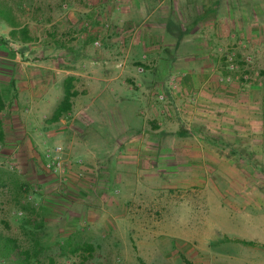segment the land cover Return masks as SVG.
Listing matches in <instances>:
<instances>
[{
	"label": "rangeland",
	"instance_id": "1",
	"mask_svg": "<svg viewBox=\"0 0 264 264\" xmlns=\"http://www.w3.org/2000/svg\"><path fill=\"white\" fill-rule=\"evenodd\" d=\"M16 2L0 0V264H21V252H33L36 244L40 252L28 264H264V164L250 161L251 144L231 138L228 147L206 150L166 132L157 135L158 147L146 151L147 175H135L133 164L123 170L116 160H136L139 149L83 145L91 133L79 131L81 119L72 111L63 113L62 122L52 119L65 78L78 71L74 51L66 48L80 37L78 21L60 3L51 20L34 22ZM244 2L231 5L239 22L226 21L233 33L252 29L242 13L252 15L257 3ZM255 2L264 10V0ZM12 22L26 27L29 41L16 40L18 28L13 38ZM249 45L239 38L227 44L225 82L259 74L251 68L256 59ZM55 146L62 147L57 171L46 159ZM194 154L199 157L189 158ZM195 160H245L244 172L259 173V195L240 193L252 182L234 176L229 183L215 171L219 162L208 161L214 170H193L199 173L193 176L187 167ZM9 245L14 249L6 254Z\"/></svg>",
	"mask_w": 264,
	"mask_h": 264
},
{
	"label": "crops",
	"instance_id": "2",
	"mask_svg": "<svg viewBox=\"0 0 264 264\" xmlns=\"http://www.w3.org/2000/svg\"><path fill=\"white\" fill-rule=\"evenodd\" d=\"M16 1L26 6L34 22L51 20L53 5L66 4L64 14L82 29L74 47L66 45L78 59V71L65 78L64 93H72L67 112L81 119L79 131L91 133L90 140L81 141L83 145L128 153L139 149L136 160L116 162L126 171H131L128 165H135V175L140 176L148 171L146 151L151 145L158 147L157 135L166 132L179 143L192 141V148L206 150L228 147L231 138L247 141L253 153L250 161L264 164L260 160L264 158V10L255 0L244 4L257 3V10L252 15L242 13V19L252 21V29L244 26L236 33L226 25L227 20L239 23L231 8L236 0ZM10 27L11 32L19 29ZM235 38L250 42L256 59L251 68L259 69L252 81L225 82L228 72L221 59ZM96 39L99 46L92 43ZM237 50L241 51L239 46ZM52 119L57 120L54 114ZM183 133L187 136L181 137ZM194 157L199 154L189 155ZM208 161L219 162L215 171L229 183L235 177L252 182L250 189L242 185L240 193L259 195V173L244 172L245 160H195L197 165L188 166V171L193 176L199 174L196 170L210 173L214 168Z\"/></svg>",
	"mask_w": 264,
	"mask_h": 264
},
{
	"label": "trees",
	"instance_id": "3",
	"mask_svg": "<svg viewBox=\"0 0 264 264\" xmlns=\"http://www.w3.org/2000/svg\"><path fill=\"white\" fill-rule=\"evenodd\" d=\"M12 27H18L16 25H13V23L11 24ZM19 32L21 34V36L19 38H17L16 40L22 41V42H27L30 40L29 36H27V30L26 27L24 26H20L19 27ZM15 31H12L11 34L14 35ZM13 38H16L15 35L13 36ZM10 83H13L12 81ZM72 96V93H69L68 90L65 91L63 99L61 101V103L59 104V106L57 107V109L55 110L54 113V118L57 119L59 118L63 113L67 112L70 109V104H69V98ZM4 107V102L1 101L0 99V110ZM0 123H1V118H0ZM3 136V131L0 129V138ZM70 243V242H69ZM35 249L32 251L29 250H24L22 251V257L21 258H17L16 262L17 263H21V264H28L31 260L32 257L36 256L39 252L40 249L38 247V245H35ZM61 248H64L61 245ZM14 249V246H6L5 248V252L6 254H9V252H11ZM50 264H53L52 260H49Z\"/></svg>",
	"mask_w": 264,
	"mask_h": 264
},
{
	"label": "built area",
	"instance_id": "4",
	"mask_svg": "<svg viewBox=\"0 0 264 264\" xmlns=\"http://www.w3.org/2000/svg\"><path fill=\"white\" fill-rule=\"evenodd\" d=\"M95 44H98V42H95ZM233 68H234V64L232 62H229L227 64V69L232 70ZM61 153H62L61 146H55L52 152L46 153V159L49 160L48 166L53 167L54 171L60 170L62 167Z\"/></svg>",
	"mask_w": 264,
	"mask_h": 264
}]
</instances>
